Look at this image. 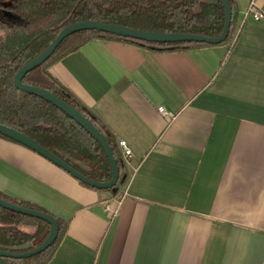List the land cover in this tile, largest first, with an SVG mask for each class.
Masks as SVG:
<instances>
[{
  "label": "crops",
  "instance_id": "1",
  "mask_svg": "<svg viewBox=\"0 0 264 264\" xmlns=\"http://www.w3.org/2000/svg\"><path fill=\"white\" fill-rule=\"evenodd\" d=\"M249 1L232 45L94 38L48 66L132 156L111 216L112 193L0 137V192L67 221L46 264H264V22L243 18Z\"/></svg>",
  "mask_w": 264,
  "mask_h": 264
},
{
  "label": "trees",
  "instance_id": "2",
  "mask_svg": "<svg viewBox=\"0 0 264 264\" xmlns=\"http://www.w3.org/2000/svg\"><path fill=\"white\" fill-rule=\"evenodd\" d=\"M2 1L13 17H0V123L31 136L78 172L97 181H106L111 176L110 164L101 145L54 104L17 89L13 82L16 71L46 48L64 25L74 21L98 20L143 30L179 31L212 37L220 34L224 23L221 0H0V5ZM229 2L231 19L222 42L230 41L232 45L236 5L235 0ZM94 38L131 43L159 52L184 51L211 44L193 40L148 41L97 29H81L63 37L48 58L23 75V83L44 88L73 105L102 133L118 167L117 182L112 187L99 189L77 180L97 191L114 194L128 175L118 140L101 118L48 70L52 62ZM0 137L15 141L1 133ZM0 197L48 212L1 192ZM53 216L57 221V234L47 247L27 257L4 256L3 261L7 264H46L67 226V221ZM49 231L47 221L0 206V249L30 250L38 246Z\"/></svg>",
  "mask_w": 264,
  "mask_h": 264
},
{
  "label": "water",
  "instance_id": "3",
  "mask_svg": "<svg viewBox=\"0 0 264 264\" xmlns=\"http://www.w3.org/2000/svg\"><path fill=\"white\" fill-rule=\"evenodd\" d=\"M221 1L224 7V23H223L222 31L220 32L219 35L215 37L196 34V33L179 32V31L169 32V31L143 30V29L126 27V26L113 24V23H107V22L98 21V20H79V21L70 22L64 25L58 31L57 35L46 46V48H44L41 52H39L37 55H35L30 60H28L26 63H24L14 74L13 82H14V86L17 89L33 93L35 95L40 96L44 100L51 102L56 107H58L60 110L67 113L78 124H80L90 135H92L94 139L98 141V143L101 145L102 149L104 150L108 158L109 164H110L111 176L108 180L97 181V180L91 179L81 174L76 169H74L73 167L68 165L66 162H64L62 159H60L53 152L49 151L47 148L42 146L34 138H32L31 136L11 126H7L5 124L0 123V133L36 151L37 153L41 154L42 156H44L45 158L49 159L51 162H53L54 164L62 168L63 170L70 173L76 179L80 180L81 182L89 186L99 188V189L112 187L117 182V179H118V167H117L115 158L112 154V150L107 144L102 133L93 125V123L83 113H81L73 105L65 102L64 100L56 96L54 93L44 88L23 83L21 81L23 75L27 71L32 69L33 67L40 64L46 58H48L49 55L52 53V51L55 49V47L57 46V44L61 41L63 37H65L66 35H68L69 33L73 31L81 30V29H97L101 31L111 32V33L123 35V36H130V37L144 39L148 41H165L166 42V41H185V40L191 41L193 40V41L206 42L209 44H218L225 40L227 33H228V29H229L230 19H231V6H230L229 0H221ZM0 206L16 211V212H19V213H22V214L39 217L47 221L50 224L49 233L47 234L45 239L38 246L34 248L30 250L22 251V252L7 251L4 249H0V264H7L2 259V257L4 256L21 258V257H27L35 253H38L39 251L47 247L56 237L57 221L52 214L42 211V210L18 205V204L9 202L1 197H0Z\"/></svg>",
  "mask_w": 264,
  "mask_h": 264
},
{
  "label": "built area",
  "instance_id": "4",
  "mask_svg": "<svg viewBox=\"0 0 264 264\" xmlns=\"http://www.w3.org/2000/svg\"><path fill=\"white\" fill-rule=\"evenodd\" d=\"M242 16L243 18L247 16H251L253 19L257 21L264 22V11L258 7V5L255 3L254 0L249 1L246 8L243 10ZM238 28L237 27L235 28V32L231 40H234V36L237 34ZM157 110L163 115H168V111L163 105H158ZM118 145L120 148V153L122 158L124 159V161L128 160L132 156L131 148L123 139L118 140ZM127 195H128L127 188H123L122 190L117 191L115 194L109 197L107 201H105L104 209L108 211L111 214V216L116 215L123 199Z\"/></svg>",
  "mask_w": 264,
  "mask_h": 264
},
{
  "label": "flooded vegetation",
  "instance_id": "5",
  "mask_svg": "<svg viewBox=\"0 0 264 264\" xmlns=\"http://www.w3.org/2000/svg\"><path fill=\"white\" fill-rule=\"evenodd\" d=\"M4 4L5 3H3V1H2V4L0 5V17H2V16L9 17V16H7V14H10V11L5 7L6 5H4Z\"/></svg>",
  "mask_w": 264,
  "mask_h": 264
},
{
  "label": "rangeland",
  "instance_id": "6",
  "mask_svg": "<svg viewBox=\"0 0 264 264\" xmlns=\"http://www.w3.org/2000/svg\"><path fill=\"white\" fill-rule=\"evenodd\" d=\"M9 13V12H8ZM7 14V13H6ZM7 16H9V17H13V15L10 13V14H7Z\"/></svg>",
  "mask_w": 264,
  "mask_h": 264
}]
</instances>
